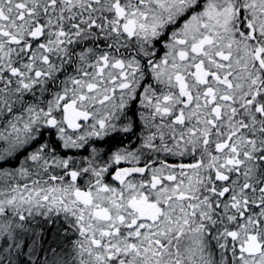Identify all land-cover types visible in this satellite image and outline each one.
<instances>
[{"label": "snow or ice", "instance_id": "obj_1", "mask_svg": "<svg viewBox=\"0 0 264 264\" xmlns=\"http://www.w3.org/2000/svg\"><path fill=\"white\" fill-rule=\"evenodd\" d=\"M0 264H264V0H0Z\"/></svg>", "mask_w": 264, "mask_h": 264}]
</instances>
